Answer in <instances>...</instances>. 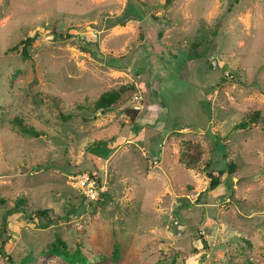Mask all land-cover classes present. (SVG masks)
Returning <instances> with one entry per match:
<instances>
[{
	"label": "rangeland",
	"instance_id": "1",
	"mask_svg": "<svg viewBox=\"0 0 264 264\" xmlns=\"http://www.w3.org/2000/svg\"><path fill=\"white\" fill-rule=\"evenodd\" d=\"M125 83L129 100L92 109ZM207 162L235 168L208 190ZM18 197L29 215L5 217ZM58 227L89 264H264V0H0V264H72L43 252Z\"/></svg>",
	"mask_w": 264,
	"mask_h": 264
},
{
	"label": "trees",
	"instance_id": "2",
	"mask_svg": "<svg viewBox=\"0 0 264 264\" xmlns=\"http://www.w3.org/2000/svg\"><path fill=\"white\" fill-rule=\"evenodd\" d=\"M35 39H36V35H32V36H27L20 41V44L22 45V53L25 56H29L27 47L31 45L35 41ZM17 48L18 46H15L13 49H17ZM137 89L138 88L136 85H134V83H125L117 87L107 89L103 91L93 101L92 109L96 112L99 111L100 113H107L113 111L116 107L129 100ZM81 106L82 105H80V107ZM140 112L141 110L138 107H127L125 109L126 116H128L129 120L132 122L135 121L136 117H138ZM60 115H62L63 118H67V117H72L73 113L60 114ZM258 115H259V111H256L250 119H255L258 117ZM87 119L88 117H84V120ZM10 123L15 125L24 135L38 137L44 134L43 130H38L31 125L24 124L23 120H21L18 115H15L12 121L10 120ZM239 125L245 127L248 125V122L247 120H245L242 121V123H239ZM239 125H237V127H239ZM101 142L103 141L97 140V141H93L92 144H99ZM202 153H203V147L201 146L200 143L192 142V140H187L184 142V148L183 151L181 152V158L184 160V164L187 167H191V166H195L196 163L200 161ZM206 164H205V166L207 167L206 174L209 177V184L207 187L208 190H213L220 184L221 175L223 173L225 172L232 173L235 168V165L232 162H229L228 168L226 170L211 169L208 168V166H210V162H207ZM103 192L104 191L102 190L100 193L101 196H103L104 194ZM23 205H24V199L18 197L14 205L5 212V217L15 212L16 209H21L28 214V210ZM49 212H50V208L48 207V208H37L29 213L31 214L33 213L40 218H45V222L40 221L39 226L47 227L51 224V218L49 216ZM199 236L201 237L202 235L199 234ZM5 242L6 240L4 239L2 241V244H5ZM43 252L55 254L64 261L72 264H89L91 262V259L85 255L79 244H77L75 247L69 246L67 240L61 236L59 227L57 228V233L54 235L53 241L43 250ZM0 253L1 254L5 253V249L3 245L0 246ZM101 256L104 259H114V260L119 259L120 257L119 245L115 244L113 246L110 255H106V253H102ZM25 258H29V257L25 256ZM25 258L21 260L20 264H26L28 262V260Z\"/></svg>",
	"mask_w": 264,
	"mask_h": 264
},
{
	"label": "built area",
	"instance_id": "3",
	"mask_svg": "<svg viewBox=\"0 0 264 264\" xmlns=\"http://www.w3.org/2000/svg\"><path fill=\"white\" fill-rule=\"evenodd\" d=\"M73 183L75 186H78L86 196L88 200H96L100 198V193L103 190L98 180L89 175L88 173H81L73 177Z\"/></svg>",
	"mask_w": 264,
	"mask_h": 264
}]
</instances>
